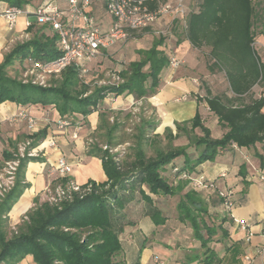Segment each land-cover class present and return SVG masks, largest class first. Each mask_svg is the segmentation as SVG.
I'll use <instances>...</instances> for the list:
<instances>
[{
  "label": "trees",
  "instance_id": "obj_1",
  "mask_svg": "<svg viewBox=\"0 0 264 264\" xmlns=\"http://www.w3.org/2000/svg\"><path fill=\"white\" fill-rule=\"evenodd\" d=\"M47 1L0 0L8 7L29 11L30 17ZM167 1L153 0L150 7L156 9ZM187 5V31L179 27L182 36L194 48L208 49L209 73H224L227 81L226 91L214 95L209 87L203 97H196L198 105L205 103L227 130L218 139L204 125L199 110L192 120L175 122L176 132L165 128L162 135L152 137L161 120L149 99L157 95L161 74L169 68L171 50L167 38L160 36L150 49L139 50L138 59L118 73L119 82H112V78L106 85H100L105 82L102 72L99 77L91 75L96 60L84 79L76 67H69L57 79L51 78L47 87L27 80V59L48 62L60 55L55 33L47 35L46 26L35 20L27 29L30 38L17 41L5 54L0 65V104L54 106L68 126L79 125L86 130V154L101 160L107 181H89L72 191L73 179L58 176L50 183L51 193L38 195L26 215L13 221L11 211L29 189L27 166L43 161L41 156L20 159L15 184L0 200V264H21L28 257L33 264H123L118 260L121 236L132 225L127 214L136 195L146 204V214L156 227L164 226L168 220L157 202L179 195L177 220L191 229L193 239L201 242L203 252L198 259L203 264H220L211 244L219 243L220 239H215L218 231L223 238L228 232L224 221L218 227L208 223L209 205L192 182L200 178L196 168L214 162L220 153L234 146L251 148L264 143V63L254 46V25L259 16L254 0H198L197 10H190L189 2ZM90 13L103 28L107 25L104 4H94ZM257 85L263 89L262 95L250 97L247 102L246 97ZM112 96H132L142 102L140 115L105 108V100ZM148 110L152 111L151 117L146 116ZM95 113H99V122L93 130L87 119ZM134 116L139 123L135 124L136 133L129 137L126 124ZM27 140L32 141L31 150L45 140V135L29 132L22 142ZM129 142L131 147L118 151L117 146ZM146 147L153 148L154 154L149 155ZM3 158L7 162L17 159L8 151L3 152ZM179 159L184 164L178 165ZM260 161L263 165L261 157ZM184 173L191 180L181 179ZM58 187L67 190L66 197H57ZM52 196L56 201H51ZM215 202L222 204L223 200L217 196Z\"/></svg>",
  "mask_w": 264,
  "mask_h": 264
},
{
  "label": "crops",
  "instance_id": "obj_2",
  "mask_svg": "<svg viewBox=\"0 0 264 264\" xmlns=\"http://www.w3.org/2000/svg\"><path fill=\"white\" fill-rule=\"evenodd\" d=\"M185 1L187 5L188 0ZM260 2L263 3V0ZM7 7L8 4L0 2V14ZM34 20L33 17H21L16 30L9 32L4 19L0 16V65L11 47L17 41L25 39V35L28 34L26 23ZM106 22L107 25L104 28L108 29L111 21L108 19ZM166 25L167 19L164 18L157 22L152 29L158 26L161 28L159 30H162L166 28ZM177 29L181 34V29L178 27ZM44 31L47 35H53L48 27ZM254 32L256 50H260L259 53L264 63V25L258 31L254 27ZM174 37V43L167 46L179 59L183 60L184 64L177 70L170 67L165 69L161 74V87L157 95L149 99L161 120L160 128L162 130L171 128L176 132L175 122L190 121L199 110L204 125L209 128V123H212L214 129H220L221 137H223L227 130L219 125L218 119L212 115L205 103L198 105L196 97L205 95V90L201 87V80L210 82L211 86L209 87L214 95L226 91L227 88L222 92L216 90L215 83L218 75L209 73L207 54L203 50L194 48L183 36L181 39H178L176 35ZM256 92L255 87L246 97V101L248 102L250 97L258 98L259 95ZM133 100L132 96L109 97L105 100L104 107L111 110L130 108L134 104L135 100ZM21 114L34 118L37 121L35 133L41 136L44 134L45 141L53 139L57 148H48L46 155L41 157L43 161L31 162L27 166L25 176L29 189L25 191L11 211L10 218L13 221H19L34 206L35 198L45 193L44 191L50 183L58 178L50 175L49 169L51 164H54L62 155L73 164V173L70 177L76 185L83 186L89 181L96 183L107 181L101 160L86 154L88 136L86 130L79 125H67L61 129L60 123L64 120L54 106H21L12 102L0 104V166L3 163L1 161L4 160L3 152L12 153L16 149V145L20 146V142L30 132L27 121ZM87 120L90 127L95 130L99 122V113L91 115ZM210 131L212 137L215 138L213 130L210 129ZM74 134H77V139L73 138ZM8 143H12L13 150L9 146L7 147ZM260 157L264 160V143L251 148L232 147L220 153L214 162H206L196 168L200 177L208 181V188L198 191L209 205V213L212 212V209L221 212L218 220L220 223L224 221L223 227L228 232L227 237L223 238L221 234L219 243L215 242L211 246L216 252V256L221 259L220 264H247L243 259L244 255L250 256L251 263L249 264H264V238L261 234L264 228V180L260 178L261 175H264V164H261ZM177 164H184V160H177ZM222 173H225L226 177H221ZM219 191L228 192L231 196L234 202L231 212H227L223 208V204H219L220 202H215ZM165 200L162 203L157 202V207L168 217L167 223L161 227H156L152 223L145 209L141 212L138 211V205L141 204L130 206L127 219L132 225L126 227L121 236L122 252L118 257V260L123 264H157L156 261L165 264H203L201 258L198 259L203 252L201 242L192 237L187 240V248L175 246L182 240H176L171 235H179V228L185 225L180 223L177 217L175 219L172 214L163 210ZM213 205L215 208H212ZM239 221L248 224V229L253 235L249 242L245 241L246 231L239 228L237 223ZM189 230V234L192 236V231ZM159 247L168 248V250L164 249L169 252L165 255L167 258L160 256ZM21 264H33L32 258L28 257Z\"/></svg>",
  "mask_w": 264,
  "mask_h": 264
},
{
  "label": "built area",
  "instance_id": "obj_3",
  "mask_svg": "<svg viewBox=\"0 0 264 264\" xmlns=\"http://www.w3.org/2000/svg\"><path fill=\"white\" fill-rule=\"evenodd\" d=\"M153 0H49L33 13L35 21L39 25L46 26L55 33L58 41L60 55L56 59L48 62H41L34 58L27 59V68L25 77L33 85L47 87L51 78H57L69 67H76L81 79L87 77L90 73L89 66L98 56L108 49L115 46L120 41L127 40L132 33L151 30L155 24L162 19H167L165 30L157 31V35L166 37L177 27L187 31L188 7L185 0H168L160 4L156 9H151L150 4ZM104 4L105 12L109 17L110 27L104 29L97 21L96 17L90 13L94 4ZM29 11L18 7H8L1 12L0 16L4 19L9 32H14L17 23L21 17L30 16ZM32 22H27V29ZM25 39H29L26 34ZM257 44L255 43L254 46ZM171 50L169 57V67L173 70L179 69L183 60L175 55ZM112 82H119L118 77H113ZM110 83V82H109ZM108 82H101L100 85H106ZM264 96V94H263ZM27 121V127L30 133H35L37 121L25 114H21ZM67 122L60 123L61 129L67 126ZM77 139V134L73 135ZM32 144L27 140L19 146V154L14 161L5 163L0 171V200L13 188L16 174L20 165V159L25 157L36 158L45 156L48 148L56 149V142L44 140L38 147L29 150ZM235 147V146H234ZM50 175L70 176L73 173V164L65 156H60L54 164L50 166ZM221 177H226L225 173ZM260 178L264 180V175ZM183 180H191L190 176L185 174L181 177ZM207 181L200 177L193 180L192 186L196 190L208 188ZM75 183L70 184L72 191L79 190ZM57 197H66L67 190L58 187L56 190ZM46 192L51 193L50 185ZM219 197L223 200L222 204L227 212L234 208V202L228 192H219ZM51 201H56L52 196ZM242 231H246V240L249 242L253 236L248 229V224L244 221L237 222ZM264 238V228L262 229ZM243 259L247 264L251 263V258L244 255ZM157 264H165L156 261Z\"/></svg>",
  "mask_w": 264,
  "mask_h": 264
},
{
  "label": "rangeland",
  "instance_id": "obj_4",
  "mask_svg": "<svg viewBox=\"0 0 264 264\" xmlns=\"http://www.w3.org/2000/svg\"><path fill=\"white\" fill-rule=\"evenodd\" d=\"M261 0H254L255 2V5H256V8L258 10V18H257V21H255V28L257 29H260L262 27V25H264V9H262L263 5H264V2H260ZM264 1V0H263ZM188 2L190 3V10H197V7H198V0H188ZM263 4V5H262ZM158 27V26H157ZM155 28V29H149V30H145V31H140V32H137V33H132L130 35V37L125 40V41H120L118 42L115 46H113L112 48L108 49L107 52L104 53L103 56H99L97 58V60L95 61V63L93 64V70H92V73L91 75L94 73V77L96 76H100L102 74L99 75L100 72L103 73L102 76H104L105 78V82L107 81H111V79L115 76L117 77L118 73L120 71H122L124 68H126L129 64V62L131 61H134L135 59H138V55H137V52L139 50H143V49H150L151 46H152V43L155 39H157L158 37H160L159 35H157V31H159V29H161L160 27L158 28ZM165 30V29H164ZM178 30V29H177ZM176 29L168 34L166 37L164 38H167V43L169 45H171L172 43H174L175 41V35L178 39H181L182 38V34L178 33L179 31H177ZM49 33V32H48ZM51 34V33H49ZM173 36V37H172ZM257 46H255L256 48ZM203 51L207 54V58H208V53H209V50L204 48ZM260 51V50H259ZM258 52V54L260 55V53ZM209 60V58H208ZM262 62H263V58H261ZM95 71H98V72H95ZM11 74H15V72L13 70L10 69L9 71ZM218 75V78L216 80V83H215V86H216V90L217 91H224L225 88H227V81L225 79V75L224 73H217ZM54 79H57V78H54ZM201 87L204 88V90L208 89L210 85V82L209 81H206V80H201ZM256 93L259 95H262L263 93V89L261 88L260 85H257L256 86ZM112 98H116V97H113ZM134 101V100H133ZM127 103V101H125ZM142 106V102H136L134 101V104L132 107L130 108H121V109H117V110H114V112L116 113H123L124 115H126V113H128L129 111H132V115H140V108ZM146 116L148 117H151L152 116V111L151 110H148L147 113H146ZM121 118V117H120ZM123 119V116L122 118ZM139 123V119L138 117L134 116L132 117L126 124V127H127V130H126V133L129 137H131L132 134L136 133L135 132V124L137 125ZM209 128L213 130V135L215 136V138H221V134H220V129L216 130L214 129L215 127L212 125V123H209ZM164 133V130H162L160 127L156 130V132H154L152 134V137L153 135L155 134H163ZM24 143V141L20 142L19 145H22ZM6 144V143H5ZM132 145V142H129L127 145H122V146H117L118 148V151H122L124 150L125 148H129L131 147ZM10 147L12 148L13 150V145L12 143H8L7 144V147ZM147 149V152L149 155H152L154 154V151H153V148H150V147H146ZM19 146L16 145V149L13 152V157H17L18 154H19ZM129 152V151H127ZM2 154V153H1ZM42 157V156H41ZM4 159V158H3ZM3 162V163H2ZM7 161L5 160H2L1 161V168L4 167L5 163ZM219 192H223V191H219ZM219 196V195H218ZM137 199H136V202H133L134 205H137V203L141 204V205H138V211L141 212L142 210L146 211V204L141 203V200H140V196L139 195H136ZM140 200V201H138ZM180 201V196L179 195H176L174 197H168L166 198L165 200V204L163 205V210L166 211L168 214H172V216L177 217V210H176V206L178 204V202ZM212 208H215V207H212ZM221 208V207H220ZM224 208V206H223ZM225 209V208H224ZM226 210V209H225ZM26 215V214H25ZM24 215V216H25ZM221 215V212L219 210H213L212 209V212L210 213V216L207 217V221L210 225H214L216 227H218L220 221L218 220L219 219V216ZM23 216V217H24ZM22 217V218H23ZM21 218V219H22ZM176 224V223H174ZM179 235H171L172 238H175L176 240H182L180 242H177L175 244V246H184V248H187L188 246V239H191L192 236H190V230H189V227L188 226H182L179 228ZM221 237V232L218 231V234L216 236L215 239H220ZM168 240V239H167ZM185 245H184V244ZM213 244H211L212 246ZM164 249L168 250L167 247H165ZM163 248H158V252L160 254V256L162 255V257L164 256V258L166 257L165 255L168 254L169 252H166ZM167 258V257H166Z\"/></svg>",
  "mask_w": 264,
  "mask_h": 264
}]
</instances>
